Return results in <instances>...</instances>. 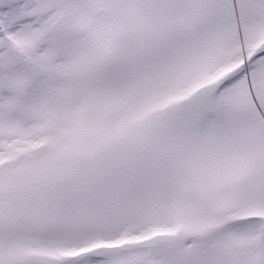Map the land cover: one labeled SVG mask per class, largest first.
Masks as SVG:
<instances>
[{"label": "snow or ice", "instance_id": "6c2138e0", "mask_svg": "<svg viewBox=\"0 0 264 264\" xmlns=\"http://www.w3.org/2000/svg\"><path fill=\"white\" fill-rule=\"evenodd\" d=\"M0 264H264V0H0Z\"/></svg>", "mask_w": 264, "mask_h": 264}]
</instances>
